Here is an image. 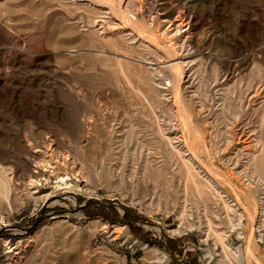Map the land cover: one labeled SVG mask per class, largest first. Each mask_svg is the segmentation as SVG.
<instances>
[{"label":"rangeland","instance_id":"rangeland-1","mask_svg":"<svg viewBox=\"0 0 264 264\" xmlns=\"http://www.w3.org/2000/svg\"><path fill=\"white\" fill-rule=\"evenodd\" d=\"M0 166V264H264V0H0Z\"/></svg>","mask_w":264,"mask_h":264},{"label":"bare ground","instance_id":"bare-ground-1","mask_svg":"<svg viewBox=\"0 0 264 264\" xmlns=\"http://www.w3.org/2000/svg\"><path fill=\"white\" fill-rule=\"evenodd\" d=\"M141 8V7H140ZM152 8V7H151ZM156 10V9H155ZM125 12H124V10L123 9H121V13L120 14H122L123 16H125V14H124ZM162 20V19H161ZM175 21H177L178 22V20H176L175 19ZM130 22V21H129ZM171 22H174V21H171ZM171 22H169V23H171ZM176 23V22H175ZM183 23V20L182 19H180L179 20V24H182ZM131 24V23H130ZM177 24V23H176ZM176 24H175V27H176ZM188 25V24H187ZM137 27V26H136ZM135 27V28H136ZM139 28H141V27H139ZM180 28H182V27H180ZM142 30H140L139 31V34H145L147 37H149V39H150V36L149 35H152V37L154 36L153 34H151V32L149 31V30H147V29H145V28H141ZM176 29V28H175ZM179 31V30H178ZM141 32V33H140ZM140 36H142V35H140ZM144 36V35H143ZM142 36V37H143ZM145 37V36H144ZM151 37V38H152ZM160 37V36H159ZM153 40V39H152ZM156 39L154 38V41H155ZM157 41V40H156ZM155 41V42H156ZM160 46V45H159ZM172 69L177 73V75L179 76L180 75V65L178 64H173L172 65ZM182 70V69H181ZM263 93V92H262ZM257 95V94H256ZM180 110V109H179ZM184 113V112H183ZM186 117V116H185ZM185 120V119H184ZM48 138V137H47ZM239 138V137H238ZM31 142V141H30ZM49 142V141H48ZM252 143V142H251ZM30 145H31V143H30ZM33 146V145H32ZM45 147V146H44ZM51 147V146H50ZM53 147V146H52ZM37 150H38V148H36ZM42 149V148H41ZM45 151H44V154L46 153V155L45 156H47L49 153L48 152H51L50 150H48V148L47 147H45ZM34 151H36V150H34ZM52 151H53V148H52ZM36 153V152H35ZM48 153V154H47ZM52 153V152H51ZM39 155H41V154H39ZM62 155V154H61ZM68 156V155H67ZM55 157V156H54ZM65 156H63V158H64ZM67 158V157H66ZM58 159V158H57ZM56 159V160H57ZM253 159V158H252ZM44 160V159H43ZM60 160V159H59ZM44 161H46V159L44 160ZM50 161V160H49ZM41 163V162H40ZM62 163V162H61ZM33 164H35L34 162H33ZM37 164V163H36ZM44 164L45 165H47V166H51L50 164H53L52 162H48V161H46V162H44ZM64 164V163H63ZM44 165V166H45ZM54 165V164H53ZM36 166V165H35ZM42 166V165H41ZM77 166V165H76ZM1 167V166H0ZM52 167V166H51ZM36 168V167H35ZM40 168V167H39ZM42 168H44V167H42ZM46 168V167H45ZM44 168V169H45ZM23 170V169H22ZM46 170V169H45ZM20 171V170H19ZM25 172V171H24ZM35 173V172H34ZM81 173V172H80ZM11 176V175H10ZM81 176V175H80ZM25 177H28V176H25ZM30 177H31V175H30ZM29 177V178H30ZM63 177V176H62ZM61 177V180H64L63 178ZM60 178V177H59ZM65 178H67L66 176H65ZM74 178V177H73ZM31 179H33V178H31ZM30 179V180H31ZM85 180H86V178H85ZM26 181V180H25ZM65 181V180H64ZM24 182V181H23ZM36 182V181H35ZM40 182V181H39ZM66 182V181H65ZM18 183V182H17ZM28 183V182H27ZM67 183V182H66ZM3 184V183H2ZM31 184V183H30ZM5 185V184H4ZM18 186V185H17ZM23 188V187H22ZM35 189V188H34ZM45 192V191H44ZM30 193V192H29ZM235 195H236V197H237V200L241 203V204H243V205H245V206H247V208L249 209V210H253V209H256V205H255V202H254V200H252L251 198L248 200V201H246L247 199H243V197H242V195L238 192V191H235ZM248 196V195H247ZM239 203V204H240ZM246 208V207H245ZM244 209V208H243ZM246 211V210H245ZM255 211V210H254ZM252 212V211H251ZM248 213V212H247ZM252 214V213H251ZM252 235V234H251ZM223 236H221V235H219V237H218V239L220 240L221 238H222ZM223 239V238H222ZM221 241V240H220ZM252 247H253V243H252V240H251V238H249L248 239V243H247V245H246V247L243 249V256L244 257H246L247 255H252ZM7 251V250H6ZM5 251V252H6ZM9 251V250H8ZM4 252V251H3ZM13 252V251H12ZM16 253V252H15ZM3 254V253H2ZM12 259V258H11ZM250 264V263H249Z\"/></svg>","mask_w":264,"mask_h":264},{"label":"trees","instance_id":"trees-1","mask_svg":"<svg viewBox=\"0 0 264 264\" xmlns=\"http://www.w3.org/2000/svg\"><path fill=\"white\" fill-rule=\"evenodd\" d=\"M114 216L117 217V218H119V214H118L117 211H114ZM143 238H146V237L144 236ZM161 245H162L163 247H166L162 242H161ZM192 259H193V257H192ZM189 263H190V264H193L192 260H191Z\"/></svg>","mask_w":264,"mask_h":264}]
</instances>
